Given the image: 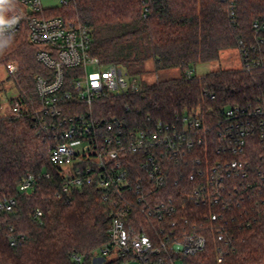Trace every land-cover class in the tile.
<instances>
[{"label":"trees","instance_id":"obj_1","mask_svg":"<svg viewBox=\"0 0 264 264\" xmlns=\"http://www.w3.org/2000/svg\"><path fill=\"white\" fill-rule=\"evenodd\" d=\"M0 7L9 17L19 4L7 0ZM46 10L87 26L93 38L91 52L105 64L137 68L152 60L156 70H181L177 77L141 84L138 90L110 94L95 103L97 116L116 115L125 119L130 130L159 120L174 122L188 114L204 116L215 138L222 109L264 101V65L192 74L198 64L220 59L224 50L238 49L241 41L249 48L255 45L254 24L264 26V0H67L61 8ZM259 34L264 41V28ZM39 49L29 41L26 26L0 37V66L18 62L12 78L18 96L26 101L36 96V76L47 73L37 60ZM252 55L264 59V42ZM65 109L66 114H75L85 108ZM55 143L32 116H0V199L17 200L13 212L0 214V264H93L109 243L112 207L108 198L94 184L69 192L60 189L59 166L51 160ZM211 146L215 155L216 147ZM201 150L203 143L196 153ZM261 153L260 144L252 139L244 157L258 164ZM30 175L38 183L26 193L20 184ZM251 197L224 212L223 220L210 218L221 211L217 207H189L202 217L196 223L207 243L202 251L184 257V264H264V185ZM10 224L26 235L16 246L8 239ZM219 229L226 233L223 240L218 239ZM100 264L116 261L103 259Z\"/></svg>","mask_w":264,"mask_h":264},{"label":"built area","instance_id":"obj_2","mask_svg":"<svg viewBox=\"0 0 264 264\" xmlns=\"http://www.w3.org/2000/svg\"><path fill=\"white\" fill-rule=\"evenodd\" d=\"M15 1L19 9L9 17L3 13L0 37L26 26L29 41L40 47L36 57L47 73L36 76L34 98L11 99L10 114L34 117L56 140L51 160L59 166L61 190L86 184L103 189L112 210L109 243L100 249L101 256L122 264H184V257L202 251L207 243L196 223L202 217L189 207H217L221 211L210 218L223 220L224 212L244 205L264 185V101L222 109L216 139L204 116L188 114L174 122L159 120L130 130L125 119L102 118L94 112L95 103L105 96L138 90L139 84L128 83L122 66L105 64L92 54L90 29L61 15H49L42 0ZM254 26L255 45L249 48L241 41L238 48L246 70L264 65L263 58L252 55L264 42L259 34L264 26L257 22ZM7 69L12 75L18 70L12 62ZM71 105L85 109L66 114L65 107ZM252 139L262 149L258 164L244 157ZM202 143L203 152L197 154ZM37 183L30 175L20 190L28 193ZM16 207L14 197L0 199V214ZM225 237L219 229L218 239ZM25 238L9 225L12 246Z\"/></svg>","mask_w":264,"mask_h":264},{"label":"rangeland","instance_id":"obj_3","mask_svg":"<svg viewBox=\"0 0 264 264\" xmlns=\"http://www.w3.org/2000/svg\"><path fill=\"white\" fill-rule=\"evenodd\" d=\"M63 2L64 0H42L45 9L61 8L63 6ZM12 63H15L17 69H19L18 62L12 61ZM122 68L128 83L134 82L139 85L153 84L154 82L159 80L177 77L181 73V70L177 67L156 70L152 60L147 61L144 65H140L137 68H128L127 66H122ZM228 68H242V58L239 49L231 48L222 51L220 59L212 62L198 64L192 74L196 76H201L210 71ZM17 95L18 89L12 78V74L7 69V65L0 66V116L7 115L10 113V101ZM113 257L114 255L108 256V258L110 259ZM102 261L103 258L101 254L97 253L96 259L93 260V264H100L102 263Z\"/></svg>","mask_w":264,"mask_h":264},{"label":"clouds","instance_id":"obj_4","mask_svg":"<svg viewBox=\"0 0 264 264\" xmlns=\"http://www.w3.org/2000/svg\"><path fill=\"white\" fill-rule=\"evenodd\" d=\"M5 0H0V5H3ZM5 24V21L3 19V8L0 7V25Z\"/></svg>","mask_w":264,"mask_h":264}]
</instances>
